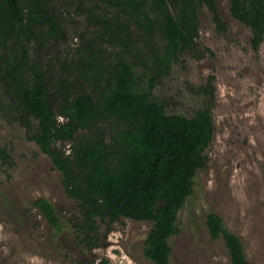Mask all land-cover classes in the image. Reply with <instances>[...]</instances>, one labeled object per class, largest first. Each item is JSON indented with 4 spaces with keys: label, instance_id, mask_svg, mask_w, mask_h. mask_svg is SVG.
I'll use <instances>...</instances> for the list:
<instances>
[{
    "label": "trees",
    "instance_id": "1",
    "mask_svg": "<svg viewBox=\"0 0 264 264\" xmlns=\"http://www.w3.org/2000/svg\"><path fill=\"white\" fill-rule=\"evenodd\" d=\"M81 1L115 13L89 11L86 24L94 28L93 39L71 53L75 68L69 81H60L56 111L54 94L31 58L42 34L52 38L59 33L49 0H0V95L18 124L31 131L28 139L61 174L67 197L79 202L74 225L79 244L98 245L99 223L109 231L122 218L151 222L143 255L153 264H171L170 240L180 231L178 213L193 194L198 171L207 165L205 151L215 123L211 102L191 118L169 115L153 91L194 44L202 7L223 25L218 0ZM227 1L232 16L250 28L257 50L264 39V0ZM133 27L148 39L158 35L161 44L145 40L136 47ZM103 43L117 50L107 54ZM0 153L5 160V151ZM33 206L52 229L61 230L49 200L37 198ZM205 227L212 240L222 239L230 264H254L217 213H207Z\"/></svg>",
    "mask_w": 264,
    "mask_h": 264
},
{
    "label": "rangeland",
    "instance_id": "2",
    "mask_svg": "<svg viewBox=\"0 0 264 264\" xmlns=\"http://www.w3.org/2000/svg\"><path fill=\"white\" fill-rule=\"evenodd\" d=\"M97 4L93 9L88 1L49 0L59 33L52 38L42 34L31 58L54 94L56 111L60 81H69L75 68L71 53L93 39L94 28L86 24L89 11L97 16L115 13ZM216 6L223 25L218 26L212 12L202 7L194 44L178 56L153 91L169 115L191 118L211 102L215 123L205 151L207 165L198 171L193 194L178 213L180 231L170 240L171 264H230L222 239L212 240L205 227L209 212L217 213L241 239L249 261L264 264V39L254 50L250 28L232 16L229 2L218 0ZM133 31L136 47L145 40L161 44L158 35L148 39L141 30ZM102 47L107 54L117 50L109 43ZM30 132L18 124L0 95V152L7 155L2 160L0 153V264H84L104 259L108 264H153L143 255L151 222L122 218L109 231L99 223L98 245L79 244L74 227L80 218L79 202L67 197L61 174L28 139ZM40 197L53 204L62 221L60 231L34 208Z\"/></svg>",
    "mask_w": 264,
    "mask_h": 264
}]
</instances>
